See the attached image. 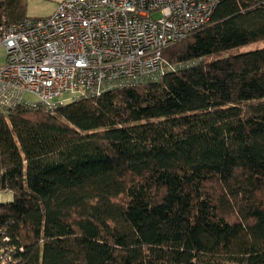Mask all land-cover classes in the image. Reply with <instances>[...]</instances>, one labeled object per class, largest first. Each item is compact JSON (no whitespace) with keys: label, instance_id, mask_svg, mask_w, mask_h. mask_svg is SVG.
<instances>
[{"label":"trees","instance_id":"obj_1","mask_svg":"<svg viewBox=\"0 0 264 264\" xmlns=\"http://www.w3.org/2000/svg\"><path fill=\"white\" fill-rule=\"evenodd\" d=\"M0 0V22L27 18ZM264 0H223L162 80L0 110V264H264Z\"/></svg>","mask_w":264,"mask_h":264},{"label":"built area","instance_id":"obj_2","mask_svg":"<svg viewBox=\"0 0 264 264\" xmlns=\"http://www.w3.org/2000/svg\"><path fill=\"white\" fill-rule=\"evenodd\" d=\"M221 1L62 0L47 16L0 22V110H54L197 64H170L163 51L203 28ZM14 249L0 246L2 263Z\"/></svg>","mask_w":264,"mask_h":264},{"label":"rangeland","instance_id":"obj_3","mask_svg":"<svg viewBox=\"0 0 264 264\" xmlns=\"http://www.w3.org/2000/svg\"><path fill=\"white\" fill-rule=\"evenodd\" d=\"M60 1L62 0H23V2L27 5V16L31 17H43L51 14L55 10L57 3H59ZM263 46L264 41L235 48L233 49V52L236 53L239 51H248ZM4 53L5 51L3 49H0V62L4 60ZM25 96L31 101L37 100L36 96L33 94L28 93ZM0 198L4 199L5 201L11 199L9 194L7 193H0Z\"/></svg>","mask_w":264,"mask_h":264}]
</instances>
